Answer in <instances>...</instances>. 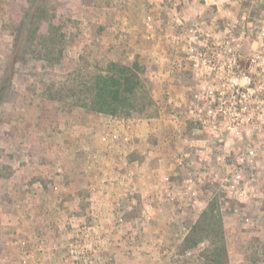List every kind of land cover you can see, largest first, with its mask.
<instances>
[{"label":"rangeland","instance_id":"1","mask_svg":"<svg viewBox=\"0 0 264 264\" xmlns=\"http://www.w3.org/2000/svg\"><path fill=\"white\" fill-rule=\"evenodd\" d=\"M180 29L238 38L236 64L264 82V0H0V264H173L212 201L226 248L218 264H264V127L230 141L231 157L256 151L258 185L246 201L220 186L232 160L221 166L225 155L213 152L206 168L193 157L195 207L183 200L179 213L167 201L164 190H180L186 174L175 151L213 148L215 134L184 114L205 80L186 71V46L164 38ZM109 62L141 67V116L87 111L71 97ZM49 88L62 90L60 101ZM174 127L184 131L176 140ZM207 245L183 258L210 264Z\"/></svg>","mask_w":264,"mask_h":264},{"label":"built area","instance_id":"2","mask_svg":"<svg viewBox=\"0 0 264 264\" xmlns=\"http://www.w3.org/2000/svg\"><path fill=\"white\" fill-rule=\"evenodd\" d=\"M149 23L146 22V25L150 26ZM176 23L180 25V22ZM176 30L164 34V38L186 46L185 48L180 47V52H178L182 54L186 61L185 64L189 65L186 71L192 76H201L205 80L204 86L198 88L195 96L196 102L184 105V114L189 121L193 120L198 123L201 133L202 130L211 128L215 134L212 136L214 137L213 148L205 144L194 146L185 142L184 148L175 151L177 166L185 170L186 174L180 190H174V192L169 189L164 190L167 192V201L173 206V211L179 213H183L186 206L184 202H181L183 200L189 201L192 208L195 207L192 204L197 201V178L196 173L192 172L195 164L193 157H196L199 164L206 168L209 165L207 153L212 152L225 155L224 158L218 156L215 159L221 166L226 167L225 161L230 158L232 160L231 172L227 178L221 180L220 186L226 189L228 196L235 194L241 198L239 201H246L245 195L256 192L258 185L259 176L256 174L257 167L253 162L256 151L253 147H246L241 153L231 157L234 151L230 141L239 142L243 135L249 133V130L258 134L264 127V82L260 83L259 80L254 79L258 76L256 70L251 68L243 70L236 64V58L240 60V54L238 55V49L235 46L238 38L231 34L217 37L208 33L198 34L192 29ZM175 128L174 139L176 140L182 136L184 131L180 133ZM186 137L187 135L183 136L184 141ZM106 140L105 134L101 137V141ZM248 169L251 173L245 181L243 172ZM167 179L164 178V181L166 182ZM7 245L20 250L26 248V243L22 240H13ZM186 254L189 255L190 251ZM22 262L24 264V259Z\"/></svg>","mask_w":264,"mask_h":264},{"label":"trees","instance_id":"3","mask_svg":"<svg viewBox=\"0 0 264 264\" xmlns=\"http://www.w3.org/2000/svg\"><path fill=\"white\" fill-rule=\"evenodd\" d=\"M37 31L38 26L34 28V34ZM47 59L50 58L47 57ZM140 73L141 67L137 62L131 65L109 62L98 68V72L90 76L88 82L80 85L81 89L73 91L71 97L82 99L79 105L87 111L113 118L141 116L146 112L147 97L141 83ZM61 92V89L60 91L52 88L47 90L51 99L57 98L59 101ZM202 241H208L205 249L207 252L205 259L208 263H221L226 248L222 235L221 216L214 201L207 204L182 239L179 250H177L178 254L174 255L173 264H191L183 258L184 253Z\"/></svg>","mask_w":264,"mask_h":264},{"label":"crops","instance_id":"4","mask_svg":"<svg viewBox=\"0 0 264 264\" xmlns=\"http://www.w3.org/2000/svg\"><path fill=\"white\" fill-rule=\"evenodd\" d=\"M87 137V136H86ZM81 137V140L82 141H84V142H86L87 141V143H92L93 142V144H94V142H96V139L94 140V138L92 137L91 139H89V137ZM85 139H86V141H85ZM86 143V144H87ZM81 145H85L83 142H81Z\"/></svg>","mask_w":264,"mask_h":264}]
</instances>
